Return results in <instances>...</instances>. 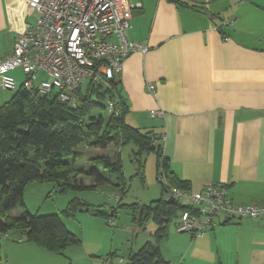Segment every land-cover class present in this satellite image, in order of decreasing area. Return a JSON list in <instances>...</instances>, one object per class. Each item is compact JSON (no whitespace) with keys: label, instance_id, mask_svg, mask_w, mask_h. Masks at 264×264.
Segmentation results:
<instances>
[{"label":"crops","instance_id":"0c3cea01","mask_svg":"<svg viewBox=\"0 0 264 264\" xmlns=\"http://www.w3.org/2000/svg\"><path fill=\"white\" fill-rule=\"evenodd\" d=\"M132 13L129 37L149 51L124 60L125 123L159 137L171 172L191 191L225 183L235 204H264V0H139ZM38 17L26 0H0V59ZM12 75L25 80L20 68ZM10 98L1 94L0 105ZM222 222L198 234L215 238L220 262L264 264V225ZM201 238L191 236V250Z\"/></svg>","mask_w":264,"mask_h":264},{"label":"trees","instance_id":"16d2710c","mask_svg":"<svg viewBox=\"0 0 264 264\" xmlns=\"http://www.w3.org/2000/svg\"><path fill=\"white\" fill-rule=\"evenodd\" d=\"M83 85L74 93V103L62 102L59 92L41 95L20 89L10 102L0 107V240L12 230H20L28 242L49 252H62L79 245L81 240L65 226L61 213L41 216L24 211L11 221L7 220V213L19 204L24 206L25 187L31 182H52L56 189L61 190L84 188V183L74 174L75 156L70 160L71 156L79 154L76 151L79 145L106 149L112 143L119 147L133 143L137 147L133 161L138 163L140 170L144 167V154L156 153V176L163 193L150 204H119L118 208L130 212L133 223L143 225L153 221L157 225L155 242L148 241L137 252L131 253L127 264H171L164 257L160 242L168 237L169 224L178 219L183 211L192 208L178 200L170 201L169 187L162 183L160 175L165 174L169 185L178 189L190 190L189 182L171 172L159 137L150 136V133L125 123L126 106L118 90V80L87 82L85 90ZM104 100L108 103L107 107L102 104ZM110 101L117 102L113 111L109 109ZM98 108L109 109L110 119H89L90 113ZM93 161L94 168L88 174L95 178L94 185L99 186L105 181L107 174L115 179L121 200L126 193L127 181L120 151L113 158L100 156ZM81 172L87 173L84 170ZM138 175L144 180L143 173ZM81 204L85 205L81 200L70 203L63 215L74 217ZM118 208L116 206L111 215L101 213L111 220L117 216ZM190 234L192 239L197 237L195 233ZM109 257L112 259L113 254Z\"/></svg>","mask_w":264,"mask_h":264},{"label":"built area","instance_id":"2783aa9c","mask_svg":"<svg viewBox=\"0 0 264 264\" xmlns=\"http://www.w3.org/2000/svg\"><path fill=\"white\" fill-rule=\"evenodd\" d=\"M38 12L35 25H28L16 38L13 54L0 59V87L26 89L41 95L59 92L62 102H73L74 93L87 82L118 80L126 57L147 53L146 44L129 37L132 2L139 0H26ZM21 69L19 83L12 71ZM151 92L155 85H149ZM116 101L109 102L113 111ZM170 195L192 210L183 211L176 224L180 233L200 234L225 221L254 220L264 225V204L238 205L225 183L208 185L200 192L171 187L160 175ZM114 228L115 221L110 220ZM103 264H114L108 258ZM182 264V262L176 263Z\"/></svg>","mask_w":264,"mask_h":264},{"label":"rangeland","instance_id":"374dc122","mask_svg":"<svg viewBox=\"0 0 264 264\" xmlns=\"http://www.w3.org/2000/svg\"><path fill=\"white\" fill-rule=\"evenodd\" d=\"M37 16L33 22H36ZM86 83L83 85L85 90ZM2 89V88H0ZM0 90L1 94L11 96L10 100L1 104L0 107L10 102L15 93ZM102 102H105L102 101ZM107 107L108 103H102ZM111 111L98 108L93 110L89 119L102 117L104 121L109 120ZM78 155H73L70 160L74 163V174L79 176L84 188L56 189L52 182H31L26 185L24 191V206L20 204L7 213V220L11 221L15 216L24 211L41 216L50 214H62L65 226L81 240L76 246H71L62 252H49L45 248L28 242L26 235L20 230H12L4 235L1 240L0 264H103L113 254L111 259L114 264H127L131 253L137 252L146 242L154 241L157 225L148 221L143 225L133 223L132 216L128 210L118 208L119 204L141 203L150 204L157 200L162 194V185L156 178L157 155L156 153H145L143 156L144 167L140 170L138 163L134 162V152L137 147L129 143L122 147L110 146L108 149L91 148L87 144L78 146ZM118 151L121 153L124 165V174L127 181L126 193L119 199V188L115 186V179L106 174V180L99 186L94 185V177L88 174L93 168V160L100 156L113 157ZM87 173H82L81 171ZM102 170V168H101ZM143 173L144 180L138 175ZM94 186V187H92ZM2 186H0V194ZM80 201L85 205L77 207L74 217L63 215L69 204ZM83 201V202H82ZM120 201V203H118ZM261 204V203H260ZM117 206L118 214L113 217L114 228L110 226V220L101 212L111 215ZM100 211V213L98 212ZM219 219L216 228L219 230ZM175 219L169 224L168 237L160 242L162 253L171 264L183 262L184 264H223L220 262L216 248V240L212 237L201 238L196 242L191 239L190 233L177 231ZM210 230L206 234H210ZM205 235V234H204ZM220 254L223 256V232L217 235ZM191 250V251H190Z\"/></svg>","mask_w":264,"mask_h":264},{"label":"water","instance_id":"95a60500","mask_svg":"<svg viewBox=\"0 0 264 264\" xmlns=\"http://www.w3.org/2000/svg\"><path fill=\"white\" fill-rule=\"evenodd\" d=\"M170 201H174V198L173 197H170Z\"/></svg>","mask_w":264,"mask_h":264}]
</instances>
